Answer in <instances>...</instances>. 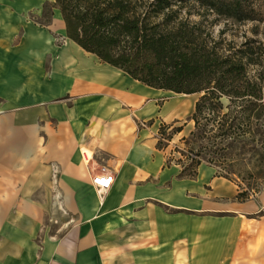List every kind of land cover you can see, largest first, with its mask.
I'll return each mask as SVG.
<instances>
[{
  "label": "crops",
  "instance_id": "obj_1",
  "mask_svg": "<svg viewBox=\"0 0 264 264\" xmlns=\"http://www.w3.org/2000/svg\"><path fill=\"white\" fill-rule=\"evenodd\" d=\"M23 13L0 6V264H264V206L208 164L180 177L173 143L158 147L161 125L186 115L166 112L182 94L86 52L59 10L46 27ZM56 207L61 225L40 238Z\"/></svg>",
  "mask_w": 264,
  "mask_h": 264
},
{
  "label": "trees",
  "instance_id": "obj_2",
  "mask_svg": "<svg viewBox=\"0 0 264 264\" xmlns=\"http://www.w3.org/2000/svg\"><path fill=\"white\" fill-rule=\"evenodd\" d=\"M210 2L217 11L221 8L238 20L254 21L264 17V2L262 5H256L255 0ZM172 5L171 0H55L45 5V20L40 25L52 24L57 9L62 14L68 38L102 62L155 89L186 95L203 93L191 118L196 130L182 141L189 146L217 130L208 139L220 138L222 144L232 139L221 148L224 151L222 157L226 159L227 151L250 134L251 118L259 119L262 115V90L249 79L248 63L244 62L243 56L237 53L224 55L216 47H210L196 27L180 23L174 28L172 25L177 18L172 13L163 14ZM160 15H164L163 21L154 22L153 19ZM225 97L231 102L230 112L221 115ZM234 113H237L235 117ZM201 119L206 120L202 128ZM236 120L240 125H235ZM182 131L183 127H180L173 134ZM161 135L158 147L164 149V143L171 142L172 137H165L164 132ZM194 150L182 153L192 162L189 166L177 163L183 167L182 178L198 177L204 160L201 153H194ZM219 150L217 147L214 152L217 154ZM209 163L214 167L212 162ZM171 164L172 159H169L168 165ZM247 194V191L241 192L237 199L243 202L248 199Z\"/></svg>",
  "mask_w": 264,
  "mask_h": 264
},
{
  "label": "rangeland",
  "instance_id": "obj_3",
  "mask_svg": "<svg viewBox=\"0 0 264 264\" xmlns=\"http://www.w3.org/2000/svg\"><path fill=\"white\" fill-rule=\"evenodd\" d=\"M171 1L173 3L172 8L166 10L163 14L172 13L177 18L172 25L174 28H177L180 23L188 24L190 28L196 27V29L198 28V34L202 36V40L206 41L210 47H216L224 55L237 53L238 56L244 57V62L248 63L247 72L249 79L262 90V103L264 106V17L262 20L254 21L238 20L235 17L228 16L227 12L221 10V8L217 11L212 7L211 0ZM54 2L55 0H0V6H8L10 8L22 6L24 19L28 22L32 21L40 24L41 22L44 23L43 21L45 20L43 17L45 5ZM263 2L264 0H255L256 5H262ZM163 19L164 15H160L154 18L153 21L161 23ZM46 26L44 25V27ZM56 39L62 41L60 37H56ZM202 96L203 93L197 94L194 107L188 114L183 116V121L166 124L169 127L166 126L164 128L162 126L165 123L161 125L159 140L162 137V132L165 133V137L170 135L172 137L171 142L164 143V146L166 145L165 148H168L173 143L168 160L172 159V164L181 163V166L187 167L192 162L182 153L187 154L192 149H195L194 153H201V158L204 160L203 164L209 165V162H212L214 168L221 175L232 179L230 181L234 182L238 187V195L241 192L247 191L248 199H244L243 202L253 200L264 206V111L261 113L262 115L259 119L251 118V123H249L250 134L246 135L244 139H240V141L243 140L242 143L236 144L233 149L227 151L228 156L226 159L222 157L224 153L222 149L226 147L227 143H231L232 139H228L223 144L220 138L208 139L210 135L218 132L217 130L210 133L209 136H205L206 138L197 139L196 143H191L189 146L182 140L177 143L173 142L175 136L178 135L173 134L176 129L183 127L184 130L186 128V138H189L191 133L196 130L195 121H192L191 118L195 112L196 103ZM222 101L225 107L221 115H225L230 112L229 105L231 102L227 97L223 98ZM236 115L237 113H234L233 116L235 117ZM204 124H206V120L201 119V128ZM235 125H240V121L236 120ZM211 127L209 126V128ZM199 134H203L202 130L199 131ZM218 143L219 146L215 147V144ZM217 147L220 150L216 154L214 151H216ZM183 167L181 168L183 169ZM36 194L39 200L46 201V192L39 191ZM52 195H54L56 200L61 198L57 191L54 194L52 193L50 198H52ZM236 200H238L237 197ZM59 211L62 212V208L56 207L54 212L55 220L50 230L46 229L47 224L52 222L49 215L40 222L45 226L44 232L40 233V238L44 234L46 235L47 232L54 234L56 229L61 225ZM260 214L264 215V209ZM216 215L221 216L223 214Z\"/></svg>",
  "mask_w": 264,
  "mask_h": 264
},
{
  "label": "bare ground",
  "instance_id": "obj_4",
  "mask_svg": "<svg viewBox=\"0 0 264 264\" xmlns=\"http://www.w3.org/2000/svg\"><path fill=\"white\" fill-rule=\"evenodd\" d=\"M196 96L197 94H194V95L182 94L180 97H181V100H184V101L174 102V105L168 106L166 108V112H169L170 115H175L176 110H180L181 108L183 111V114H188L195 105ZM83 153L87 159L92 157V153L88 150H84Z\"/></svg>",
  "mask_w": 264,
  "mask_h": 264
},
{
  "label": "built area",
  "instance_id": "obj_5",
  "mask_svg": "<svg viewBox=\"0 0 264 264\" xmlns=\"http://www.w3.org/2000/svg\"><path fill=\"white\" fill-rule=\"evenodd\" d=\"M113 183L114 176L106 168H103L99 174L93 177V184L101 198L108 193Z\"/></svg>",
  "mask_w": 264,
  "mask_h": 264
}]
</instances>
